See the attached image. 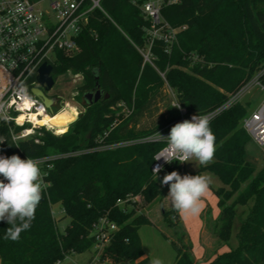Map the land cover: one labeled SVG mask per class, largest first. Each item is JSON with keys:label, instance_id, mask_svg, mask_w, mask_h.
<instances>
[{"label": "trees", "instance_id": "16d2710c", "mask_svg": "<svg viewBox=\"0 0 264 264\" xmlns=\"http://www.w3.org/2000/svg\"><path fill=\"white\" fill-rule=\"evenodd\" d=\"M144 1L103 0L108 17L95 11L78 38L79 51L58 54L53 64L55 82L66 74L81 78L73 98L83 111L65 134L42 127L34 138L15 144L9 126L0 124V136L6 138L0 144V155L40 158L92 150L53 161L48 177L51 185L31 228L18 241L3 239L8 224L0 222V264H61L69 255L95 246L94 225L101 218H108L117 230L100 260L150 264L139 230L152 221L147 214H138L137 202L127 209L117 202L141 196L144 203H153L167 187L162 184L164 175L172 171L183 175L184 165L172 163L162 177L154 178V157L165 145L141 140L162 127L143 132L132 129L135 95L140 97L137 108L141 110L165 82L186 111L185 117L191 119L217 111L257 76L264 84V0H181L164 8L163 17L173 27L186 30L170 54L162 43L154 45L153 65L139 52L146 47L150 26L140 11ZM120 46L139 57L136 71L128 69L129 63L120 68L114 65ZM97 83L104 93L102 99L84 104V95L96 91ZM179 117L176 114L165 126L178 123ZM247 117V108L238 102L210 120L216 137L214 160L192 174L209 171L223 184L215 191L220 212L214 228L208 229L221 245L206 254L208 259L203 261L207 264H264V166L258 169L248 159ZM103 139L106 145L134 143L99 150ZM56 204L62 205L64 218L70 219L63 232L52 214ZM163 215L167 226L180 236V217L172 206ZM237 218V245L232 247ZM172 243L177 251L174 264L202 263L180 237ZM220 248L227 249L220 253Z\"/></svg>", "mask_w": 264, "mask_h": 264}, {"label": "built area", "instance_id": "2783aa9c", "mask_svg": "<svg viewBox=\"0 0 264 264\" xmlns=\"http://www.w3.org/2000/svg\"><path fill=\"white\" fill-rule=\"evenodd\" d=\"M102 1L0 0V101L7 103L8 114L12 117L10 122L0 121V124L9 126L13 143L18 144L20 141L34 138L37 130L42 127L50 130L46 125L38 124L36 119L42 120L46 115L54 116L55 108H58V101L53 109L50 110L40 99L32 95L31 90L39 86L37 82L39 68L43 63L53 65L59 53L72 55L79 51L78 38L89 23L90 16L99 10L108 17V14L102 6ZM44 2L48 3L47 9L41 6ZM180 2L181 0H145L140 5V11L143 17L150 23V26L146 29V47L139 49L145 62L153 65L152 49L157 42L165 46V52L167 54H170L174 47L178 46L179 34L186 30V27H173L163 17L162 12L164 8L179 4ZM160 75L165 80L164 74ZM22 83L28 87L29 93L33 98L31 102H24L16 94ZM254 85L264 90V84L260 76H257L238 93L232 95L228 102L220 109L205 116L210 121L218 113L241 102V98ZM62 109L64 107L59 108L58 112ZM178 111L180 116L178 122L186 120V111L181 108H178ZM175 124L176 122H173L167 128L171 129ZM17 127L20 128L19 131H16ZM244 128L255 143L264 146V105L244 120ZM50 131L55 134L52 130ZM158 132L165 137L169 134ZM141 141L159 140L154 133ZM36 142L38 143L37 140ZM133 143L134 141H124L106 145L103 139L98 149H115ZM89 151L92 150L49 155L35 159L42 161V170L48 172V175L45 177V182L51 185L48 177L53 168V161L68 156L80 155ZM158 153L154 157L151 168L153 172L157 166H161V170L158 173L159 178L162 177L166 167L172 163H178L182 166L185 165V163L181 164L178 161L165 163L163 158L155 159ZM27 158L28 156H21V159ZM49 165L52 167L49 168ZM137 199V196H129L126 200H118L117 204L127 209L132 207V203L136 202ZM116 230L117 226L110 222L108 218H101L94 225L95 251L98 256L109 245L112 234ZM94 260L95 258L93 257L90 264Z\"/></svg>", "mask_w": 264, "mask_h": 264}, {"label": "clouds", "instance_id": "9594fccd", "mask_svg": "<svg viewBox=\"0 0 264 264\" xmlns=\"http://www.w3.org/2000/svg\"><path fill=\"white\" fill-rule=\"evenodd\" d=\"M16 94L24 102L33 99L24 83L20 84ZM172 107L180 108V104ZM7 108V103L0 101V121L12 120ZM155 136L165 145L155 159L163 158L165 163L194 162L202 167H207L214 160L216 137L205 115H193L191 119L176 123L166 137L159 132ZM5 141L6 138L0 136V144ZM41 164L42 161L30 156L21 159L19 155H0V222L8 224L3 237L6 241H18L21 233L29 230L36 218V210L50 187L45 182L48 172L42 170ZM160 170L161 166L153 170L155 179ZM162 184L169 187L166 198L173 210L181 218H195L204 210V197L211 190L213 178L209 174L182 176L172 171L164 175ZM150 264H164V261L154 257Z\"/></svg>", "mask_w": 264, "mask_h": 264}, {"label": "rangeland", "instance_id": "374dc122", "mask_svg": "<svg viewBox=\"0 0 264 264\" xmlns=\"http://www.w3.org/2000/svg\"><path fill=\"white\" fill-rule=\"evenodd\" d=\"M41 6L44 9H47L48 3L44 2ZM123 48L120 46L118 55H116L114 60V65L120 68L125 65V63H129L128 69L133 72L136 71L139 64V57L132 52H127L125 48ZM80 84V77H72V75L66 74L59 78V80L55 83L54 88L48 93L49 96H53L58 99V108H55V112L57 110L59 111V108L61 107L67 108V105L76 106L80 113L83 111L82 106L77 104L73 98L76 89L80 86ZM153 96L154 97L151 99L149 104V109L146 112L142 111L135 114V117L132 118L130 125L136 132L152 131L158 127H162L159 130L161 133H169L170 128H167L169 124L167 126L165 125L176 113V108L172 107L176 103L175 95L164 82L162 88H160ZM241 103L247 108L248 114L251 116V113L258 111L261 106L264 105V90L257 85L252 86L249 92L241 98ZM74 122H72L70 126ZM247 150L248 159L256 164L258 169H261L264 166V146L258 145L251 139L247 145ZM200 167L201 166L194 162H187L184 165L183 175H192L197 173ZM201 174L211 175L213 178V185L210 192L206 197H204V210L199 217L181 218L179 216L180 226L183 232L180 236H176L173 233V230L170 229L164 221L165 217L163 213L167 212L171 208V203L166 198L169 191L168 186L165 187L161 198L150 204L144 203L141 196H137L138 199L136 201V208L138 209V214H147L150 216L152 221L151 224L144 225L139 230L144 252L150 259L159 257L164 261V264H174L177 257V251L172 241L178 242L179 237L182 242L191 246L192 253L196 259L197 254L195 251L199 248L198 235L201 231L209 229V227L214 228V222L219 214L218 210L220 211L218 207L219 199L215 191L223 186L219 178L213 173L204 171ZM240 211H242V209H240ZM52 214L58 225V230L63 232L65 227L69 225L70 219L64 218L65 213L62 205H54L52 207ZM169 218L170 220H173V217ZM239 224L240 218H237L230 243L232 247L237 245L236 233ZM208 233L209 234L206 233L207 235L205 234L206 237L203 234V241L206 245H210L209 248H211V251H214L217 248V244L221 245V242H219V239L215 236V234H213V232L208 230ZM201 240L202 239L200 237V241ZM188 245L187 247L189 248ZM200 246L204 247L201 243ZM226 249L227 248H220L219 252L221 253ZM93 257L95 260L92 264H112L107 260H100L101 254L99 256L97 255L95 246L82 253L69 255L61 264H90Z\"/></svg>", "mask_w": 264, "mask_h": 264}, {"label": "water", "instance_id": "95a60500", "mask_svg": "<svg viewBox=\"0 0 264 264\" xmlns=\"http://www.w3.org/2000/svg\"><path fill=\"white\" fill-rule=\"evenodd\" d=\"M53 70V65L43 63L39 68L37 76V82L39 86L31 90L32 95L40 99L42 103L50 110L53 109L58 101L57 98L47 95V93L54 88L56 83L52 75ZM103 94V91L99 88V84L97 83L96 91L89 92L84 95V104L92 105L93 103H97L102 99Z\"/></svg>", "mask_w": 264, "mask_h": 264}, {"label": "bare ground", "instance_id": "6f19581e", "mask_svg": "<svg viewBox=\"0 0 264 264\" xmlns=\"http://www.w3.org/2000/svg\"><path fill=\"white\" fill-rule=\"evenodd\" d=\"M79 115L80 112L76 106L67 105V108L62 109L56 115H46L42 120L36 119V122L40 125H46L56 135H62L68 131L70 124L77 120Z\"/></svg>", "mask_w": 264, "mask_h": 264}, {"label": "crops", "instance_id": "0c3cea01", "mask_svg": "<svg viewBox=\"0 0 264 264\" xmlns=\"http://www.w3.org/2000/svg\"><path fill=\"white\" fill-rule=\"evenodd\" d=\"M135 100V104H134V117H135V114H138V112H142V111H144V112H146L148 109H149V107H150V102L147 104V105H145L141 110H138V108H137V105H138V102H137V99L139 100L140 99V97L139 98H137V95H135V98H134ZM143 112V113H144ZM175 114H174V116L176 115V114H178L179 113V111H178V108H176L175 109ZM256 112V111H255ZM255 112H253V113H255ZM253 113H251V115L253 114ZM173 116V117H174ZM248 116H249V114H248ZM172 117V118H173ZM171 118V119H172ZM170 119V120H171ZM169 120V121H170ZM220 211L218 210V213H219ZM219 215V214H218ZM149 218H150V216L149 215H147ZM151 220V219H150ZM209 234L208 233V229H206L205 231H201L200 232V234L198 235V240H199V248L195 251L196 252V261L197 262H200L201 263V261H202V263L201 264H207L208 262H204L203 260L205 259H208L207 257H206V254L208 255V254H210L211 253V248H209L210 247V245L208 246V245H206L205 243H204V241H203V234H204V236H205V234ZM206 234V235H207ZM200 237H201V241H200ZM206 237V236H205ZM200 243L205 247H201L200 246ZM196 244V243H195ZM145 256L147 257V255L145 254Z\"/></svg>", "mask_w": 264, "mask_h": 264}, {"label": "flooded vegetation", "instance_id": "af4514ba", "mask_svg": "<svg viewBox=\"0 0 264 264\" xmlns=\"http://www.w3.org/2000/svg\"><path fill=\"white\" fill-rule=\"evenodd\" d=\"M49 93V92H48ZM47 93V95L49 96V94Z\"/></svg>", "mask_w": 264, "mask_h": 264}]
</instances>
